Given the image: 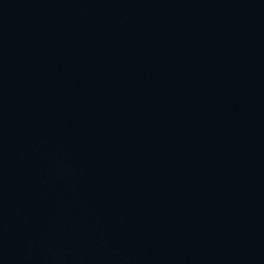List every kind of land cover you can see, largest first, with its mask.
I'll use <instances>...</instances> for the list:
<instances>
[{
  "label": "water",
  "instance_id": "1",
  "mask_svg": "<svg viewBox=\"0 0 264 264\" xmlns=\"http://www.w3.org/2000/svg\"><path fill=\"white\" fill-rule=\"evenodd\" d=\"M0 264H264V0H0Z\"/></svg>",
  "mask_w": 264,
  "mask_h": 264
}]
</instances>
